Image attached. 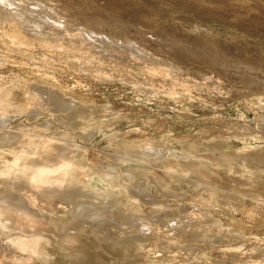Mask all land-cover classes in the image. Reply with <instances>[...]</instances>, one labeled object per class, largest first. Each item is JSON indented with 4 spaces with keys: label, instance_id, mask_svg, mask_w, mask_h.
<instances>
[{
    "label": "rangeland",
    "instance_id": "obj_1",
    "mask_svg": "<svg viewBox=\"0 0 264 264\" xmlns=\"http://www.w3.org/2000/svg\"><path fill=\"white\" fill-rule=\"evenodd\" d=\"M48 1L56 13L54 18L69 21L78 29L84 27L117 35L123 38L124 43H128V40L143 41L147 51L157 56L150 60L147 58L151 66L168 72L175 82L183 81L196 87L201 98H187L180 85L176 84L178 87L175 88L176 85L174 87L169 81L164 84L156 82L158 86L154 82L153 85V80L145 79L140 72L134 73V68L121 64L122 60L102 61L104 65L101 66L100 61L85 59L74 49L46 50L41 46L43 44L33 40L36 34L29 29L30 33L24 31L29 25H18V30L26 33L24 36L31 49L27 44L20 45L22 47L13 46L10 42L13 38L3 34L7 27L0 25V80L4 83L0 88V102L12 100L17 106L24 105V78L44 84L51 82L53 86L62 87L65 91L73 90L79 96L82 94L85 102L98 109L108 106L118 110L116 116L112 117L113 127L101 128L92 140L86 142L82 141L74 129L48 114H40L31 120L26 112L21 111H12L15 114L0 128V135L8 130H22L25 134L34 128L42 137L54 138L55 143L74 141L83 144L88 155L97 150L103 166L95 170L93 183L103 189L118 184L120 180L122 187L131 189L142 178L148 179L145 171L163 177L175 172V166L167 160L159 165L137 160L134 156L129 160L120 159L124 149H129L128 146L140 148V145L162 146L170 143L180 146L177 141L172 142L169 136H173L177 139L189 138V142L183 143L186 145L183 148L191 154L216 155L222 149L214 160H208L212 164L208 166L212 167L205 174L188 172L193 175H180L192 183L193 187H201L204 197L210 192H240L239 209L234 211L231 202H228L222 206L223 211L217 212L227 220L229 229L259 235L264 246V0ZM110 50L113 52L114 48L110 47ZM140 67L143 65L140 64ZM170 90L176 92V97L179 95L177 100L167 97L169 94L166 92ZM29 93H32V101L38 103V95L31 90ZM38 106L39 103L35 107ZM217 138H222L224 143ZM203 166L206 167L205 164ZM101 170L111 172V176H103ZM46 171L44 167L38 172L44 174ZM127 171L134 172L131 179L125 178ZM183 177L179 179L183 180ZM34 179L39 181L38 176ZM155 195L158 194L155 192ZM187 198L198 201L196 197ZM33 218L18 211V223L22 220L25 223L22 228H44L41 218ZM54 226H46V236L35 234L31 238L24 235L15 252L23 254L27 251L36 255L38 260L40 257L54 264H64L68 258L65 256L66 251L58 250L54 244L58 239V229L55 226V230ZM85 229L82 233H72V238H75L70 241L73 242L68 239L64 244L70 247L74 243L69 249L74 251L77 248L90 259L93 242L88 239L92 235L87 231L93 232L94 229L90 226ZM106 248L114 250V247ZM0 264H5L1 257ZM120 264L141 262L129 258Z\"/></svg>",
    "mask_w": 264,
    "mask_h": 264
},
{
    "label": "bare ground",
    "instance_id": "obj_2",
    "mask_svg": "<svg viewBox=\"0 0 264 264\" xmlns=\"http://www.w3.org/2000/svg\"><path fill=\"white\" fill-rule=\"evenodd\" d=\"M45 1L0 0V25L7 27L3 34L5 37L13 38L9 40L13 46L26 45L28 40L24 35L30 30L37 35L35 38L32 37L33 40L43 44L41 46L46 50L74 49L85 59L100 61L101 66L102 61L122 60L121 64L134 68V73L140 72L145 79L153 80V85L154 82L164 84L169 81L174 87L176 84L180 85L182 93L187 98H201L196 87L193 88L183 81L175 82L168 72L151 66L147 58L149 57L150 60L157 56L147 51L143 41L127 39L129 42L124 43L123 38L116 37L117 35L83 29L84 27L78 29L69 21L54 18L56 13L51 2ZM18 25L30 27L24 30L26 33H21ZM28 44L26 46L30 48L31 45ZM117 45L119 47H115ZM110 47L114 48L113 52H110ZM140 64L143 67H140ZM136 68L139 70H135ZM22 82L26 98L24 105L17 106L12 100L0 102L1 129L15 114L12 111L26 112L31 120L40 114H48L74 129L83 142L98 134L101 128L113 125L112 117L118 112L115 108L113 110L104 106V110L98 109L93 104L85 102L82 94L79 96L73 90L65 91L62 87L53 86L51 82L44 84L24 78ZM158 84L156 83L157 86ZM3 85V81L0 80V88ZM177 85L175 88L178 87ZM29 90L38 95V107L41 109L35 107L38 103L32 101V93L30 94ZM166 94H169L167 97L173 100H177L179 96H175L174 90ZM80 128L84 129L79 132ZM8 131L0 135V257L5 264H9L8 262L54 264L47 258L44 260L38 257V260L31 252L26 251L23 254L15 252L19 249L18 245L21 243L18 242H22L21 237L24 235L31 238L35 234L46 236L48 224H54L58 229V239L54 244L58 250L66 251L65 256L68 261L64 264H120L129 258L141 264H264L262 237L247 232H234L228 228L227 220L217 212V210L223 211L222 206L228 202H231L234 211L239 209L241 193L210 192L204 197L201 187H193L192 183H188L185 177L181 176L191 172L205 174L212 167L208 166L211 164L208 160H214L215 156L221 154L222 149L218 150L216 155L191 154L183 148L185 145L183 143L189 142L190 139H177L173 136H169L172 142L177 141L180 146L175 143L162 146L140 145V148L128 146L129 149H124L120 159L129 160L134 156L137 160L159 163V165L160 162L167 160L175 166V172L163 177L145 171L155 188L147 178H142L131 189L122 187L121 180L118 184L103 189L93 183L95 170L103 166L101 155L97 150H93L88 155L85 145L74 141L70 142L71 144L55 143L54 138L52 140L44 138L36 133L34 128H30L25 134L22 130ZM70 136L67 137L71 138ZM219 146L221 147V144ZM44 167L47 171L40 174L38 171H42ZM101 171L103 176L107 178L111 176V172ZM133 175L134 172L127 171L124 176L131 179ZM192 175L189 174V177ZM35 176L39 177V181L34 179ZM155 192L158 195H155ZM187 196L196 197L198 201L187 200ZM19 210L26 217L30 216L38 220L41 218L44 228L28 230L27 227L22 228V224L25 223L22 219L18 223ZM226 216L230 215L226 214ZM86 226L94 229L93 232L87 231L92 235L88 239L93 242L90 259L77 248L73 249L74 251L69 249L74 244L70 241L75 238H72V233L85 232ZM71 230L73 232H70ZM68 239L71 242L70 247L64 244ZM106 246L114 247V250H108Z\"/></svg>",
    "mask_w": 264,
    "mask_h": 264
}]
</instances>
